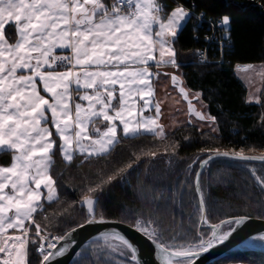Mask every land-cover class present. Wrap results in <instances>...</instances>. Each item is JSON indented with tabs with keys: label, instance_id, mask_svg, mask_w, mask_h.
I'll return each instance as SVG.
<instances>
[{
	"label": "snow or ice",
	"instance_id": "snow-or-ice-1",
	"mask_svg": "<svg viewBox=\"0 0 264 264\" xmlns=\"http://www.w3.org/2000/svg\"><path fill=\"white\" fill-rule=\"evenodd\" d=\"M204 15L197 17L183 6L169 11L165 0H0V155L12 154L11 166H0V264H31L30 244L36 245L38 264H52L65 254L66 246L58 244L70 234L41 235L40 225L33 220L42 207V186L48 202L57 198L50 174L57 138L62 158L70 163L77 152L85 158L109 153L120 142L118 125L124 136L163 137L153 80L170 75L174 84L182 81L175 74L152 68H179L173 46L178 33ZM230 23L225 15L212 25L225 30L221 50L231 48ZM8 33H14V41ZM57 50L71 54L57 55ZM197 55L200 63L207 62L203 53ZM251 68L246 65L245 71ZM180 93L188 99L183 87ZM200 95L194 99L198 101ZM188 103L190 114L215 122V117L195 110L191 100ZM149 110L155 116H144ZM217 157L264 161V156L217 149L208 151L207 159L199 164L206 166ZM200 177L197 172L194 185L198 223L203 225L207 223V198ZM256 180L264 188V179L257 176ZM100 190L101 185L89 189L93 193ZM97 202L90 197L82 201L90 216ZM247 219L221 220L209 225L207 233L196 230L195 239L176 233L172 243L163 242L161 232L146 226L151 221L138 220L137 230L159 249L162 264H196L199 256L228 241ZM33 226L34 238L30 239ZM9 230L19 234L8 235ZM113 236L118 242L112 246L115 255L130 256L127 264H141L138 248L119 233ZM248 239L264 241V234ZM108 264L125 262L113 259Z\"/></svg>",
	"mask_w": 264,
	"mask_h": 264
},
{
	"label": "trees",
	"instance_id": "trees-1",
	"mask_svg": "<svg viewBox=\"0 0 264 264\" xmlns=\"http://www.w3.org/2000/svg\"><path fill=\"white\" fill-rule=\"evenodd\" d=\"M165 2L169 11L181 5L205 14L204 18L230 17L231 48L226 49L222 60L217 49L209 50V63H200L196 57V51L204 46L202 35L206 31L205 24L201 28L196 20L180 31L174 42L178 58L185 61L182 69L186 84L201 91L210 114L216 118L219 133L200 130L193 124L179 126L163 137L145 134L132 138L119 133L120 142L109 153L87 158L77 154L70 163L62 158L57 140L51 168L57 198L45 201L34 216L41 234L62 236L94 216L115 218L134 226L138 220L151 221L146 226L161 232L162 241L167 243H172L176 233L195 239L196 230H209L198 223L194 181L199 161L208 151L217 149L264 156V85L260 103H248L247 88L235 73L237 64L264 62V0ZM8 35L10 40L15 38L14 33ZM11 155H0V164H8ZM251 166L263 168L260 174L264 179V161L219 157L203 168L200 182L207 198L209 223L234 216L264 218V188L257 183ZM97 185L102 190L89 191ZM86 197L98 201L94 215L90 216L82 203ZM31 230L30 239L34 238L35 227ZM92 243L97 247L104 245L98 238L89 241L70 264H98L97 260L108 263ZM29 247L31 264H38L36 245ZM123 259L130 261V256ZM236 263L264 264V252L236 247L209 264Z\"/></svg>",
	"mask_w": 264,
	"mask_h": 264
},
{
	"label": "crops",
	"instance_id": "crops-1",
	"mask_svg": "<svg viewBox=\"0 0 264 264\" xmlns=\"http://www.w3.org/2000/svg\"><path fill=\"white\" fill-rule=\"evenodd\" d=\"M178 6H181V5H178ZM14 40L15 38L12 41ZM173 46L175 48V45ZM56 53H65L67 55L71 54L67 50L65 51L57 50ZM176 58H177V63L179 64L178 69L172 66H163L160 69L152 68V71H160L162 73L175 74L179 77V80L182 81V84L181 83L174 84L170 75H161L159 79L153 80V87L155 89V92H154L155 100L159 102L160 109H161V113L158 119V124L163 126L164 135L172 132L179 126L186 125V124H193L197 126L200 130H209V131H212L213 133L218 134L219 127L216 121L213 123L211 121L200 120L196 116L190 114L189 103H188L189 100H191L192 105L195 108V110L213 117L209 112L207 103L203 100L201 91L190 89L187 86L184 75H183V69H182V66L185 63V61L180 60L178 56ZM246 65H252L253 68L245 71ZM237 66H239V68H237ZM237 66L235 67V73L237 74V76L240 78V80L244 83V85L247 88L246 101L248 103L259 104L261 101V91L264 85V75H262L264 74V62L240 63ZM60 70H63V69H60ZM180 87H183L185 91L188 92L189 95H188L187 100L180 93ZM198 93L201 95H200V99L197 101L196 99H194V97ZM41 94L44 95L43 92H41ZM252 101H259V102H252ZM144 116H155V112L154 110L145 111ZM99 126L101 128H104L105 124H100ZM49 127H51V124H49ZM89 128L91 130V125L89 126ZM117 132H118V137H119V133L123 134L121 127L119 125L117 128ZM53 138H56V133L54 131H53ZM57 140L60 144V140L58 138ZM73 146L75 147V143H73ZM77 154L79 153L77 152L74 155V157ZM11 164H12V155H11V161L8 164H5V165L0 164V166L10 167ZM50 174H51V169H50ZM54 189H55V185H54ZM41 192H42L41 202L43 205V203L47 201L45 198L47 193L44 191L43 186L41 188ZM55 193H56V189H55ZM35 214L33 215V220H34ZM25 224L28 225V224H31V222L26 221ZM14 234H19V233L13 232V230L8 231V235H14ZM32 234L33 232L30 228L29 238Z\"/></svg>",
	"mask_w": 264,
	"mask_h": 264
},
{
	"label": "water",
	"instance_id": "water-1",
	"mask_svg": "<svg viewBox=\"0 0 264 264\" xmlns=\"http://www.w3.org/2000/svg\"><path fill=\"white\" fill-rule=\"evenodd\" d=\"M221 152L226 150H220ZM215 152V151H214ZM213 152V153H214ZM229 152V151H228ZM232 153V152H229ZM249 156H263V155H250ZM219 158V157H217ZM207 159V156L202 160ZM201 160V161H202ZM213 160V159H212ZM261 161V160H252ZM205 166L199 164L197 172H202ZM196 172V173H197ZM196 176V175H195ZM234 217H247V223L243 225L238 232H236L228 241L219 244L212 248L208 252L199 256L196 260V264H209L216 260L220 256L226 254L230 250L245 245L249 241L250 236H257L264 234V218L256 216H234ZM229 217V218H234ZM225 218V219H229ZM95 220V223H89L91 220ZM223 219V220H225ZM206 226L214 225L212 223H205ZM119 233L123 235L129 242L133 243L138 248L137 260L141 264H162V260L159 259V249L152 240L148 239L141 231L137 230V226L129 224L125 221L110 218V217H92L87 221L74 226L66 231L61 237L68 235L67 240H61L58 247L66 246V251L63 256L57 257L52 261V264H70L75 258L79 250L89 241L96 239L103 235H113ZM258 250L264 252V242L256 247Z\"/></svg>",
	"mask_w": 264,
	"mask_h": 264
},
{
	"label": "built area",
	"instance_id": "built-area-1",
	"mask_svg": "<svg viewBox=\"0 0 264 264\" xmlns=\"http://www.w3.org/2000/svg\"><path fill=\"white\" fill-rule=\"evenodd\" d=\"M188 11L194 12L197 17H200L201 13L197 14L192 9H188ZM221 19H222V17L221 18H213V17L204 18L203 17L202 19H198L195 21V23L201 28H202L203 24H205V26H206V31L203 32V35H202L204 38V46L200 47L196 51V57L198 58L199 61H200L201 57L199 55H197L198 51L204 54V56L206 57V61H207L206 63H209V62H211V57H212L209 54V50H214V49H217L219 51V57L221 60L224 58V53L226 52V49H228V48L225 47L223 50H221L220 44L223 41L225 30L219 28L218 26H216V27L212 26L213 24H218V22ZM197 34L195 36H197ZM206 37H208V38L206 39ZM56 54L57 55H67L65 53H56ZM47 235L57 237L55 233H48Z\"/></svg>",
	"mask_w": 264,
	"mask_h": 264
},
{
	"label": "rangeland",
	"instance_id": "rangeland-1",
	"mask_svg": "<svg viewBox=\"0 0 264 264\" xmlns=\"http://www.w3.org/2000/svg\"><path fill=\"white\" fill-rule=\"evenodd\" d=\"M252 172L255 173V178L258 176L260 177L261 179L262 176H261V172L263 170V168L261 167H257V166H251L250 167ZM94 217V216H93ZM152 228V227H150ZM209 230H207L206 232H208ZM48 234V233H47ZM47 234H41V235H47ZM57 237H61V236H58L56 235ZM98 240H100L104 245L102 246H98L96 245V243H92L91 246L92 247H96V250L98 251L97 253H101L103 254V256L106 257L107 261L110 262L111 260H116V261H121L123 260L125 262V264H127L128 261L124 260L123 257H113L112 254H115L114 253V250H113V245L117 244L118 242L115 240V237L113 235H103V236H100L98 237ZM264 241H259V240H249L246 242L245 245L241 246V247H251V248H256V247H259ZM77 255V254H76ZM99 259L101 256H98L96 255ZM128 257V256H127ZM97 263L100 264L101 262L99 260H97ZM104 264H108V263H104ZM236 264H242V263H236Z\"/></svg>",
	"mask_w": 264,
	"mask_h": 264
},
{
	"label": "bare ground",
	"instance_id": "bare-ground-1",
	"mask_svg": "<svg viewBox=\"0 0 264 264\" xmlns=\"http://www.w3.org/2000/svg\"><path fill=\"white\" fill-rule=\"evenodd\" d=\"M243 246V245H242Z\"/></svg>",
	"mask_w": 264,
	"mask_h": 264
}]
</instances>
